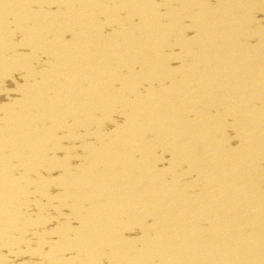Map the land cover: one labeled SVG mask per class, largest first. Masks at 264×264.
Listing matches in <instances>:
<instances>
[{
  "label": "bare ground",
  "instance_id": "bare-ground-1",
  "mask_svg": "<svg viewBox=\"0 0 264 264\" xmlns=\"http://www.w3.org/2000/svg\"><path fill=\"white\" fill-rule=\"evenodd\" d=\"M0 264H264V0H0Z\"/></svg>",
  "mask_w": 264,
  "mask_h": 264
}]
</instances>
